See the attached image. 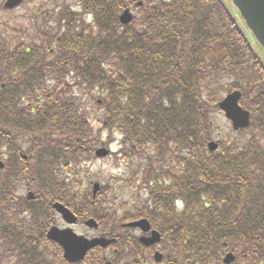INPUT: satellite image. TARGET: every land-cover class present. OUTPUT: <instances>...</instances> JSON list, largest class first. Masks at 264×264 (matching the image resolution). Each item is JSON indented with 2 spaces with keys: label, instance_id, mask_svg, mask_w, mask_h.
I'll return each instance as SVG.
<instances>
[{
  "label": "trees",
  "instance_id": "obj_1",
  "mask_svg": "<svg viewBox=\"0 0 264 264\" xmlns=\"http://www.w3.org/2000/svg\"><path fill=\"white\" fill-rule=\"evenodd\" d=\"M79 6L32 40L0 34V157L2 151L9 157L0 171V223L6 217L10 230L0 224V264H68L46 237L57 201L103 228L146 218L165 234L168 249L179 246L185 263L221 264L227 245L264 259V53L230 1L79 0ZM126 8L138 17L123 26ZM235 90L243 93L251 126L209 152L217 102ZM88 104L102 111L103 131L123 136L120 159L138 160L136 175L143 172L147 198L124 204L122 215L107 188L94 203L82 188L80 169L96 160L99 143ZM24 143L32 153L27 161L19 160ZM20 182L34 184L38 195L20 202L30 218L11 209L18 207L11 196ZM131 245L139 247L121 238L113 264H131Z\"/></svg>",
  "mask_w": 264,
  "mask_h": 264
},
{
  "label": "rangeland",
  "instance_id": "obj_2",
  "mask_svg": "<svg viewBox=\"0 0 264 264\" xmlns=\"http://www.w3.org/2000/svg\"><path fill=\"white\" fill-rule=\"evenodd\" d=\"M4 2L5 0H0V34L4 33L14 37L20 36V38L26 41L37 38L39 30L54 26V20L64 7L76 9L74 10L76 12L81 10L79 0H26L23 6L14 11L2 10ZM134 15L138 17V11H134ZM82 19L86 23H90L91 21V18L84 15ZM224 83H227V81L221 82V85ZM221 85L216 87L220 90ZM219 94H222V92L220 91ZM84 110L87 112L91 127L99 138V143L95 148L105 147L112 151V156L101 160L96 159L82 165L83 167H81L80 171L85 182L82 188L83 190L90 189L95 182H99L107 188L110 203H114L116 209L119 208V214L121 215L124 204L132 208L139 200L147 198V191L142 181L143 172H139L136 175L138 160L120 159L124 155H120V151L124 147L123 136H120L116 130V132L112 133L103 131V124L99 121L103 120V117H101L102 111L97 106L92 107L91 104L84 105ZM212 124L215 127L213 139L219 143L220 148L221 142L230 143L234 141L233 138L236 132L233 130L231 122L222 112L212 114ZM20 194L25 196L27 194L26 189H21ZM135 209L131 210L135 211ZM57 225L60 228H66V225L60 218H58ZM73 229L76 233L86 236L96 234V232L90 231L86 226L81 224L73 227ZM227 250H230L229 245ZM176 255H179V253L174 255V261L178 264H183V257ZM238 255V261L235 264H251L254 262L253 258L247 255L246 258L240 254ZM262 263L264 264V259Z\"/></svg>",
  "mask_w": 264,
  "mask_h": 264
},
{
  "label": "water",
  "instance_id": "obj_3",
  "mask_svg": "<svg viewBox=\"0 0 264 264\" xmlns=\"http://www.w3.org/2000/svg\"><path fill=\"white\" fill-rule=\"evenodd\" d=\"M24 0H7L4 4L5 9H14L23 3ZM231 5L239 13L241 20L254 37L260 48L264 53V0H230ZM142 3L139 4V6ZM132 12L127 9L120 16V21L123 25H128L133 21ZM242 93L235 91L227 95L219 104V109L225 113L228 120L232 122L233 128L236 131L246 129L250 126L251 115L250 112L243 109L240 105V99ZM208 148L211 152L218 150L219 145L215 142H210ZM110 154V151L104 148L97 150L96 157L106 158ZM4 168V163L0 161V169ZM100 191V184H95L93 188L94 198ZM33 196L30 195V198ZM54 209L62 216L64 222L68 225H74L77 223V217L72 213L70 209L65 207L61 203H55ZM89 228L97 229L98 223L91 219L86 222ZM130 228H140L144 233L151 231V224L148 220L143 219L131 224L126 225ZM48 239L52 242L59 244L64 251L65 261L75 264L82 262L87 253L100 246L103 248L108 247L113 240L106 238H96L89 240L86 237L77 235L71 228L60 229L53 227L48 233ZM161 241V236L158 232L153 231L150 237L141 238V243L147 247L154 246ZM155 260L162 261V255L157 253ZM235 260L233 254H228L225 259V264H231Z\"/></svg>",
  "mask_w": 264,
  "mask_h": 264
},
{
  "label": "flooded vegetation",
  "instance_id": "obj_4",
  "mask_svg": "<svg viewBox=\"0 0 264 264\" xmlns=\"http://www.w3.org/2000/svg\"><path fill=\"white\" fill-rule=\"evenodd\" d=\"M22 155V154H21ZM23 156V159H28V156ZM31 185L32 184H25L23 186V188L21 187H18L15 191L16 195L15 196H11V201L14 205H17L18 207L17 208H11L13 210H15L16 212H18V210L20 209H23L24 211V214L25 215H28L29 218H30V215L28 213V209H29V206L27 207H22L20 206V202L22 201H26L28 202L29 198L27 196H29V193L33 194L34 195V199H37L38 198V195H37V192H32V190H30L31 188ZM26 189V192L27 194L25 196L21 195L20 194V191L21 189ZM7 201V198L5 197V202ZM44 206H47L50 202L49 199H44ZM16 216V214H13V213H10L9 214V217H14ZM6 220V217L4 218ZM2 220L3 223H0L1 225H3V229H2V232L4 233H8L10 230L8 228V226L5 225V220ZM12 223V222H11ZM39 228L40 229H46L47 228V225L46 224H40L39 225ZM48 231V230H47ZM46 231V232H47ZM1 232L2 235H4L3 233ZM98 235L96 236H104V237H108V238H112V239H115L117 241L121 240V238L123 236L127 237L129 239V242H134V241H139V238L140 236L142 235L141 232L139 230H131V229H100L98 231ZM177 234H185V230L183 229H178L176 231ZM120 235H123V236H120ZM132 249L135 250V252L132 254V256L130 257V262L131 264H156L155 261H154V255L156 252H159L161 253L164 258H163V261L161 264H169V263H173V260L171 258L170 255L167 254V250L166 248L162 245H157V246H154V247H151V248H143L139 245V247H135L134 245H131ZM179 247V246H178ZM107 253L108 252H112V254L109 256L107 255V253L104 255L102 253V251H95L93 255H89V258L86 260V262L88 264H97V260L99 261V264L102 263V264H107L108 261H110L111 264L114 263V261L116 260V258L118 257L119 255V250L116 249V250H113L111 251L110 248L106 249ZM179 254H181V250H178L177 251ZM106 258H109L110 260L106 259Z\"/></svg>",
  "mask_w": 264,
  "mask_h": 264
}]
</instances>
